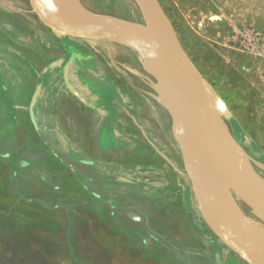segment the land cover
<instances>
[{"label": "rangeland", "instance_id": "rangeland-1", "mask_svg": "<svg viewBox=\"0 0 264 264\" xmlns=\"http://www.w3.org/2000/svg\"><path fill=\"white\" fill-rule=\"evenodd\" d=\"M78 1L145 25L134 0ZM159 1L218 92L216 121L227 139V150L217 144L221 180L264 233V0ZM33 10L31 0H0V264H247L196 201L163 65L159 80L140 48L104 35L59 36ZM130 40L160 63L149 41ZM73 55L79 91L92 95L96 112L67 87ZM102 131L107 149L88 166L83 154L95 157ZM51 164L59 168L28 170L15 181L22 167ZM43 172L56 183L41 182Z\"/></svg>", "mask_w": 264, "mask_h": 264}, {"label": "water", "instance_id": "water-1", "mask_svg": "<svg viewBox=\"0 0 264 264\" xmlns=\"http://www.w3.org/2000/svg\"><path fill=\"white\" fill-rule=\"evenodd\" d=\"M37 0H31L35 4ZM139 6L145 25L131 23L118 18L94 14L91 20L105 22L110 29H123L128 33L141 34L160 47L156 53L160 63L171 74L169 96L177 89L180 100L172 108L178 117L179 141L185 169L192 182L194 195L205 221L223 243L247 264H264V233L255 231L246 215L234 203L227 189L212 188L214 179L220 174L217 168L216 114L219 108L218 92L194 64L159 0H134ZM57 17L59 11L54 4ZM69 34L94 36L67 28ZM73 58L65 67L64 78L69 90L80 97L70 82L69 68ZM60 64L59 62L55 64ZM40 86L32 105L38 99ZM225 200H228L227 203ZM134 220L139 217L130 214Z\"/></svg>", "mask_w": 264, "mask_h": 264}, {"label": "bare ground", "instance_id": "bare-ground-1", "mask_svg": "<svg viewBox=\"0 0 264 264\" xmlns=\"http://www.w3.org/2000/svg\"><path fill=\"white\" fill-rule=\"evenodd\" d=\"M47 1L54 2V3L60 4V5H65L67 7H70L71 8V9L69 8L70 10L73 9L75 12H84L85 11L78 0H37L36 1L37 10L40 13L43 12L44 14H47V16H51L50 12H49V6L52 5V3H49ZM54 5H56V4H54ZM56 7H57V9L59 11L58 17L63 18V19H67V20H70V21H73V22H76V23H65L63 21H56V20L53 21L52 20L51 24H53V26L56 29H58L61 33H65L66 29L70 28V29H73V30H78V31H80L83 34L84 33H86V34H99V35H104L106 37L108 35H111V33H114L116 36L122 35L123 38H127V39H124L122 42L130 44L133 48H140L141 49V54L143 56L142 59H143L144 68L147 71H149L150 73H153V74L157 75L159 77L158 79L161 80L160 78H162L163 75H164V74H161L164 71L163 70L161 71L160 70L161 68L159 66L161 63H159L158 60L154 61V60L149 59V57L154 58L152 55H149L151 53L148 52L147 50L143 49L142 47L137 46V45H139L138 42L130 40L133 37H141V38H144L145 40L148 41V39L146 37H143L141 34L128 33V32H126L123 29H118V28L117 29H110L109 24H107L105 22H96V21L91 20L89 15L86 12H84V13H72L71 11L67 10L68 9L67 7H66L67 9L62 8L59 5H56ZM77 22H80V23H77ZM107 38L114 39L111 36L107 37ZM150 44L153 47L151 45H148V44L147 45L145 44V46L147 48H150L151 50L155 51L156 53L159 52L160 47H157L155 44H153L151 42H150ZM165 71H166L165 74H167V76L169 78V81H172V80L175 81V79H174L175 75L169 74L166 69H165ZM164 77H166V76H164ZM168 78L166 77L165 79L168 80ZM165 87H164V84L160 83V86H158L157 88H158V91L160 93H162L161 90H163ZM175 90H177V89H175ZM163 91H165V90H163ZM176 92L178 93V91H176ZM170 97H171V99H170V101H171L173 99L172 95L169 96V98ZM165 98H166V96H165ZM162 99H164V98L160 99L162 101L163 105L168 102V100H167L166 103H165V101L163 102ZM173 103L175 104V102H173ZM225 131L223 129H221V128H218V123H216V131H215L216 132V144H218V146L221 148L222 152L227 150V143H226L227 139L225 140V137H224ZM221 178L222 177H221V173H220L213 181L212 188L214 190H216V191H220L222 189H227L226 186L223 183V180H221ZM251 227L255 231L259 232L254 226H251Z\"/></svg>", "mask_w": 264, "mask_h": 264}, {"label": "crops", "instance_id": "crops-1", "mask_svg": "<svg viewBox=\"0 0 264 264\" xmlns=\"http://www.w3.org/2000/svg\"><path fill=\"white\" fill-rule=\"evenodd\" d=\"M47 2H49V1H47ZM49 3H52V4H56V5H59V6H61L62 8H65V9H67V10H69V11H71L72 13H84V12H86L88 15H89V17H90V19H91V17H92V15H94V14H96L93 10H91V9H89V8H87V7H84L83 5H82V3L80 2V4H81V6L83 7V9L85 10L84 12H75L73 9L72 10H70L71 8L70 7H67V6H65V5H60V4H57V3H54V2H49ZM32 6H33V11H35L36 13H37V18H36V21H38V23H40V21H41V23L44 25V26H46V27H48V29H51L55 34H57V35H59V36H76V37H80V36H77V35H73V34H69L67 31L65 32V33H61L60 31V33H58L57 31H56V29H55V27L53 26V24H51L52 23V20L53 21H63V22H65V23H76V22H73V21H70V20H67V19H63V18H60V17H55L56 16V14H55V12L54 13H52V10L49 8V12H50V15L51 16H47V14H44L43 12H39L38 10H37V7H36V1H35V4H32ZM67 7V8H66ZM57 8V7H56ZM70 8V9H69ZM97 15H99V14H97ZM115 18H117V17H115ZM50 19V20H49ZM118 19H120V18H118ZM35 20V19H34ZM49 20V21H48ZM77 23H80V22H77ZM116 29V28H115ZM78 31V30H77ZM78 32H80V31H78ZM113 37L115 40H118V41H123L124 39H127V38H123L122 37V35H120V36H116L114 33H111V35H108L107 37ZM111 40V39H110ZM111 41H113V40H111ZM119 43V42H118ZM76 59L75 60V63L69 68V70H70V77H71V79L73 80V81H75L76 83H77V87L78 88H81L82 86L81 85H79V80L77 79V77H79V70H77V69H79V66H77V64H76V62L78 61V56H75V55H73L72 57H71V59ZM79 86H81V87H79ZM82 92L84 91L83 89L81 90ZM81 92V93H82ZM81 96L80 97H83L82 96V94H80ZM80 97H77V98H79L80 99V101L82 102V104L87 108V109H89V110H93V111H95L96 112V104H95V106L93 107V108H91V107H89V106H87V102H84V100L82 99V98H80ZM85 100H87V99H85ZM98 110V109H97ZM85 136H88V130H86V133H85ZM3 137H4V139H3V141L5 140V139H7V140H9V131H7L6 133H4V135H3ZM106 137H107V135H105L104 133H103V131L96 137V139H95V144L94 145H92L93 147L91 148L92 150H93V154H95V157H90V155H92V154H90L89 155V151H87L86 153H84L83 155H84V157L86 156V159H89V161L87 162L86 161V164L88 165V166H90V165H92V163H94V162H96L97 161V159H99V157H100V154L101 153H105V151H106V149H107V146H106V143H107V139H106ZM110 146V145H109ZM111 148V147H110ZM10 149V148H9ZM22 149L23 148H18V149H16L15 150V152H20V151H22ZM90 157V158H89ZM34 161H38V159H34ZM33 163V162H32ZM33 164H35V163H33ZM90 164V165H89ZM33 166V167H32ZM38 166H39V162H38ZM27 167V166H26ZM26 167H22V170H18V172H17V177H18V179H16L15 181H18L19 183L21 182V180H19V179H21V178H19V177H21L20 175L22 174H24V172L25 171H35V169H42V171H46V170H53V169H56V168H59V166L57 167L56 166V164H51V167H50V169H48L49 167H37V166H35V165H31L28 169L26 168ZM32 167V168H31ZM19 168V167H18ZM20 169V168H19ZM33 169V170H32ZM42 175V176H41ZM41 179H42V181L41 182H45V183H56L55 181H53V179H51L49 176H47L46 175V173L45 172H43V173H41V174H39L38 175ZM23 177H24V175H23ZM25 179V178H24ZM40 182V183H41ZM12 183V182H11ZM39 183V182H38ZM6 184H9V182L7 181L6 182ZM131 214V213H130ZM129 214V215H130ZM137 215V214H136ZM138 216V215H137ZM139 217V219L138 220H134L136 223H139V222H141L142 221V218L140 217V216H138Z\"/></svg>", "mask_w": 264, "mask_h": 264}, {"label": "flooded vegetation", "instance_id": "flooded-vegetation-1", "mask_svg": "<svg viewBox=\"0 0 264 264\" xmlns=\"http://www.w3.org/2000/svg\"><path fill=\"white\" fill-rule=\"evenodd\" d=\"M70 60H71V58H70ZM75 60L76 59L74 58L71 66L75 63ZM69 78H70V82L74 86L75 90L78 91L80 94H82V96L84 95L83 97H80V98H82L84 100V102H87V106L93 108L95 106L96 101L92 99V95H90V93L87 90H84L83 92L79 91V88L77 87V83L75 81H73L70 77V70H69ZM85 99H87V100H85Z\"/></svg>", "mask_w": 264, "mask_h": 264}]
</instances>
